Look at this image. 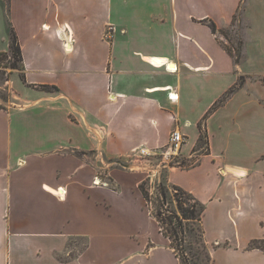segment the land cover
Wrapping results in <instances>:
<instances>
[{
  "label": "crops",
  "instance_id": "crops-1",
  "mask_svg": "<svg viewBox=\"0 0 264 264\" xmlns=\"http://www.w3.org/2000/svg\"><path fill=\"white\" fill-rule=\"evenodd\" d=\"M10 27L22 69L0 107V264H180L132 155L176 128L180 157L201 131L206 153L164 185L203 206L212 264H264V0H0V53Z\"/></svg>",
  "mask_w": 264,
  "mask_h": 264
},
{
  "label": "trees",
  "instance_id": "trees-1",
  "mask_svg": "<svg viewBox=\"0 0 264 264\" xmlns=\"http://www.w3.org/2000/svg\"><path fill=\"white\" fill-rule=\"evenodd\" d=\"M212 32H216V27L213 23H210ZM9 52L0 53V60H7L11 69H22V53L18 42V38L15 31L10 27L9 32ZM224 36L229 39L227 34ZM231 40V39H229ZM242 44L241 39L236 40L237 59L240 54V46ZM8 79L6 77L5 81ZM237 86L229 89L220 100L214 105L212 110L221 105L235 90ZM211 113V110H210ZM201 129V125H200ZM200 141L204 142V135L201 131ZM185 161V160H184ZM184 161H181L185 163ZM139 190L142 193L147 204L150 201L149 192L146 189V185L142 182L139 186ZM156 205L155 208H149L150 214L156 219L159 224L160 230L164 236L170 240V245L178 257L180 264H188L190 261L192 264H212L210 254L207 250V246L203 240L201 217L203 212V206L188 192L182 190L177 186L167 187L164 184L159 183L156 187ZM171 200V206L169 207L168 201ZM168 206L165 208L164 206ZM194 225L197 228L193 227ZM196 233L197 245L200 248L198 254L193 253V245L186 240L187 233ZM188 245V246H187ZM251 248L264 249V241L252 242ZM201 257H203L201 259ZM190 258V259H189Z\"/></svg>",
  "mask_w": 264,
  "mask_h": 264
},
{
  "label": "built area",
  "instance_id": "built-area-1",
  "mask_svg": "<svg viewBox=\"0 0 264 264\" xmlns=\"http://www.w3.org/2000/svg\"><path fill=\"white\" fill-rule=\"evenodd\" d=\"M112 31V27H108L105 35L106 39H110ZM185 140V136L179 129L176 128L170 133L167 145L164 148L159 150L141 148L132 151V155L137 157L138 159H135L141 163L136 167L146 170V179L152 182L153 179L158 178L162 169L169 168L172 163L177 164L179 162L180 150L182 145L185 143ZM204 153H206L205 147L201 153L199 151H195L194 154L187 157L185 165L194 166L200 156ZM94 183L95 185H100L105 184L106 182H103L101 177H98Z\"/></svg>",
  "mask_w": 264,
  "mask_h": 264
},
{
  "label": "rangeland",
  "instance_id": "rangeland-1",
  "mask_svg": "<svg viewBox=\"0 0 264 264\" xmlns=\"http://www.w3.org/2000/svg\"><path fill=\"white\" fill-rule=\"evenodd\" d=\"M228 31H229L230 38H231L230 42L235 45L236 44V40L239 39V38H242L240 36V32L236 28H229ZM13 72H18V70L17 69H11L9 67V63H8L7 60H0V107H4V105L6 103H8V101L10 100V93H9L8 89H6V87H5V84H6L5 79H6V77H10V75ZM200 145H202L201 142L198 143V145L195 147L194 150H196V151L200 150L201 149L199 147ZM194 153H195V151L193 153H191V154H194ZM179 159H177V160H179V162L177 164L176 163H172L169 168L187 169V168L192 167V166L185 165L187 157L181 156V157H179ZM181 161H184L185 163H183ZM141 170H143V168ZM165 170H167V169H162L160 171V174H159L158 178L157 179H153L152 182L148 181L147 179L143 180V182L146 185V189L149 192V196H150V201L148 203V207L150 209L151 208H155V205H156V197L155 196H156V187H157V185L159 183H161V184L165 183V173H164ZM144 172H146V170H144ZM141 177L143 179L144 175L141 176ZM178 180L182 181V178H180ZM170 201L171 200L169 199L168 204H169ZM168 204L165 205L164 207L166 208L168 206ZM170 206H171V203L169 204V207ZM193 227L197 228L196 225H194ZM185 236H186L187 244L190 243V244L193 245V253L198 254V252L200 251V248H198V245H197V242H196L197 238H198L196 233L195 232L192 233V234L191 233H187ZM202 258L203 257H201V259ZM188 264H192V262L190 261V263H188ZM204 264H206V263L204 262Z\"/></svg>",
  "mask_w": 264,
  "mask_h": 264
},
{
  "label": "bare ground",
  "instance_id": "bare-ground-1",
  "mask_svg": "<svg viewBox=\"0 0 264 264\" xmlns=\"http://www.w3.org/2000/svg\"><path fill=\"white\" fill-rule=\"evenodd\" d=\"M171 69V68H170Z\"/></svg>",
  "mask_w": 264,
  "mask_h": 264
}]
</instances>
